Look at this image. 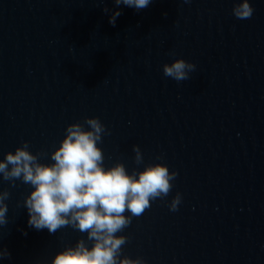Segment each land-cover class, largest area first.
Here are the masks:
<instances>
[{
	"label": "water",
	"instance_id": "obj_1",
	"mask_svg": "<svg viewBox=\"0 0 264 264\" xmlns=\"http://www.w3.org/2000/svg\"><path fill=\"white\" fill-rule=\"evenodd\" d=\"M0 0V160L27 141L42 163L65 128L98 117L104 164L176 171L164 199L123 230L122 255L146 264H264V0ZM107 9V11H105ZM193 63L175 81L163 65ZM31 186L4 180L0 264H51L86 234L28 226ZM179 192L176 211L168 207ZM127 214V213H126Z\"/></svg>",
	"mask_w": 264,
	"mask_h": 264
},
{
	"label": "clouds",
	"instance_id": "obj_2",
	"mask_svg": "<svg viewBox=\"0 0 264 264\" xmlns=\"http://www.w3.org/2000/svg\"><path fill=\"white\" fill-rule=\"evenodd\" d=\"M114 3L117 8L109 18L112 24L121 14L120 5L141 11L152 0H114ZM253 12L250 0H238L232 9L238 19L251 18ZM195 67L178 58L165 63L162 71L164 76L179 82L188 79ZM109 134L110 130L98 117H86L83 123H71L65 128L59 146L50 153L51 163L40 162L39 156L29 150L27 141L0 160L4 180L19 179L31 186L24 200L29 227L55 234L70 226L86 234L91 242L89 245L84 239L78 240L74 247L57 252L51 264H146L141 257L122 255L127 237L118 233L149 208L151 201L167 197L177 172L169 170L162 155L156 157L161 162L145 163L138 145L133 146L134 161L143 164L142 169L128 171L122 162L106 166L99 145L102 135ZM7 196V192L0 194V225L6 223ZM181 200L177 192L169 209L176 211Z\"/></svg>",
	"mask_w": 264,
	"mask_h": 264
}]
</instances>
